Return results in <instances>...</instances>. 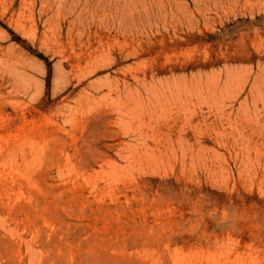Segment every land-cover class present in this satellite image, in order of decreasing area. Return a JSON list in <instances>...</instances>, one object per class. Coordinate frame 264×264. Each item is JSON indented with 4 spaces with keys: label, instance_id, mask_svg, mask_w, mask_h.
<instances>
[{
    "label": "rangeland",
    "instance_id": "1",
    "mask_svg": "<svg viewBox=\"0 0 264 264\" xmlns=\"http://www.w3.org/2000/svg\"><path fill=\"white\" fill-rule=\"evenodd\" d=\"M253 3L0 0V264H264Z\"/></svg>",
    "mask_w": 264,
    "mask_h": 264
},
{
    "label": "bare ground",
    "instance_id": "2",
    "mask_svg": "<svg viewBox=\"0 0 264 264\" xmlns=\"http://www.w3.org/2000/svg\"><path fill=\"white\" fill-rule=\"evenodd\" d=\"M253 5H255V10H256V11L255 10L254 11L257 13V19H256L255 24H256L257 29L260 30L261 29L260 28V26H261L260 15L261 14L264 15V0H254ZM263 26H264V23H263ZM256 35L258 36V34H256ZM258 38L262 39V37H258ZM262 43H264V41ZM263 47H264V44H263ZM263 51H264V48H263ZM254 78H255V81H256L257 85L259 86V88L264 90V58L263 59L259 58L256 60L255 69H254Z\"/></svg>",
    "mask_w": 264,
    "mask_h": 264
}]
</instances>
